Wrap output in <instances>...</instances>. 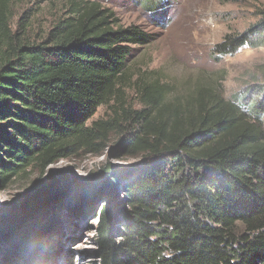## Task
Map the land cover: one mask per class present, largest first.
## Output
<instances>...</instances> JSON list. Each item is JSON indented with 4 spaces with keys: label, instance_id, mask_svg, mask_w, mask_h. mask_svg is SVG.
I'll list each match as a JSON object with an SVG mask.
<instances>
[{
    "label": "trees",
    "instance_id": "trees-1",
    "mask_svg": "<svg viewBox=\"0 0 264 264\" xmlns=\"http://www.w3.org/2000/svg\"><path fill=\"white\" fill-rule=\"evenodd\" d=\"M144 1L152 9L162 2ZM153 41L95 0H69L35 42L13 30L0 0V189L100 156L116 136V153L143 162L120 175L105 165L93 193L74 198L98 221L99 264H264V120L218 96L162 104L163 87L138 83L140 110L93 121L118 92L134 48ZM247 46H264V16L215 50L230 56ZM33 248L43 251L39 240Z\"/></svg>",
    "mask_w": 264,
    "mask_h": 264
},
{
    "label": "rangeland",
    "instance_id": "rangeland-1",
    "mask_svg": "<svg viewBox=\"0 0 264 264\" xmlns=\"http://www.w3.org/2000/svg\"><path fill=\"white\" fill-rule=\"evenodd\" d=\"M95 1L113 11L120 26H136L154 41L134 48L118 92L93 121L113 117V109L119 115L122 109L140 110L138 83L163 87L162 104L182 108L190 97L210 101L218 96L238 105L251 121L264 120V46L243 47L230 56L215 50L225 37L244 35L262 20L264 0H162L153 9L144 0ZM6 2L13 30L38 42L64 16L69 0ZM118 141L113 136L100 156L61 161L44 175L0 189V264L11 256L18 264H99L98 221L93 213L81 212L85 203L74 198L93 193L105 165L120 175L143 162L140 156L116 153ZM102 201H95V210ZM38 240L42 252L33 248Z\"/></svg>",
    "mask_w": 264,
    "mask_h": 264
}]
</instances>
